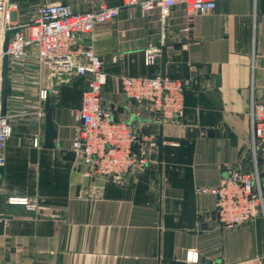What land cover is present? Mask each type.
Returning <instances> with one entry per match:
<instances>
[{
    "label": "crops",
    "instance_id": "1",
    "mask_svg": "<svg viewBox=\"0 0 264 264\" xmlns=\"http://www.w3.org/2000/svg\"><path fill=\"white\" fill-rule=\"evenodd\" d=\"M26 2L35 10L13 12L19 24L32 20L41 3L63 2L77 11L121 4L13 0L15 8ZM79 46L101 57L108 74L103 104L131 123L135 149L149 162L125 177L90 174L69 157L87 78L47 69L41 75L35 46L8 59L12 133L0 181V214L8 216L0 231V264H264V216L224 227L216 197L198 191L218 186L232 172H249L255 163L263 170L264 146L254 153L249 108L253 98L264 102V0H224L192 16L183 4L164 15L158 8L145 14L123 7ZM148 48L160 49L155 64L145 63ZM159 74L192 80L179 123L162 122L149 104L129 101L122 91V75ZM40 87L49 92L43 116L37 113ZM47 103L57 130L52 148L43 146ZM10 197L37 200L38 207L10 204ZM190 248L199 252L196 263L186 259Z\"/></svg>",
    "mask_w": 264,
    "mask_h": 264
},
{
    "label": "built area",
    "instance_id": "2",
    "mask_svg": "<svg viewBox=\"0 0 264 264\" xmlns=\"http://www.w3.org/2000/svg\"><path fill=\"white\" fill-rule=\"evenodd\" d=\"M224 0H121L120 5L101 2L92 10L77 11L67 3H41L34 18L19 24L13 20L15 4L0 0V73L5 32L10 33L6 54L8 59H20L29 46L38 51L39 73L47 69L51 75H71L87 78L78 110V132L72 143L76 159L85 164L95 176L125 177L144 168L149 160L135 149L138 136L127 120L117 119L102 101V89L108 74L101 57L91 47L79 46L83 36L90 35L97 23L116 18L121 8L139 7L143 13L160 9L166 14L172 7L183 4L189 14H206ZM164 37V35H163ZM159 48L145 50V63L155 64ZM122 91L127 100L149 104L162 122L179 123L185 110V92L191 78L173 79L165 75L120 77ZM48 88L40 87V106L37 113L44 115L42 102L48 98ZM249 115L251 137L256 146H264V102L251 100ZM12 133L9 116L1 114L0 105V167L6 162V142ZM38 145V138H35ZM264 167L255 163L249 172L230 173L218 186L198 189L200 193L216 197L218 221L224 227H234L264 216ZM10 204H22L30 210L38 207L37 200L8 198ZM189 262L199 261V252L190 248L186 252Z\"/></svg>",
    "mask_w": 264,
    "mask_h": 264
},
{
    "label": "water",
    "instance_id": "3",
    "mask_svg": "<svg viewBox=\"0 0 264 264\" xmlns=\"http://www.w3.org/2000/svg\"><path fill=\"white\" fill-rule=\"evenodd\" d=\"M11 3L13 0H9ZM13 32V29H9L5 32L4 40L2 43V50H3V56H2V62H1V73H0V105H1V114H6V107H7V90H8V56L6 54V47L8 44V39L10 33ZM167 61V53L166 48H163L162 52V63L163 66H165V63ZM57 136V130L54 127V123L52 120V106L50 103L46 104V128H45V138H44V147L52 148L55 146L54 140ZM163 138L162 134H160L157 138V145L159 147V160L162 161L163 159ZM30 154H32V157L35 158L37 155V148H34L32 151H30ZM69 157H75V152L73 151ZM3 175V167H0V181ZM7 215L0 214V231L2 224L4 223V220L7 219Z\"/></svg>",
    "mask_w": 264,
    "mask_h": 264
},
{
    "label": "rangeland",
    "instance_id": "4",
    "mask_svg": "<svg viewBox=\"0 0 264 264\" xmlns=\"http://www.w3.org/2000/svg\"><path fill=\"white\" fill-rule=\"evenodd\" d=\"M32 2V1H30ZM30 2H26L25 5H22V7H17L15 8V13H19L20 15H27L29 14L30 12H33L35 10V8H33V5L32 3ZM16 15V14H15ZM13 20H15V16L13 17ZM263 182H264V179H263Z\"/></svg>",
    "mask_w": 264,
    "mask_h": 264
}]
</instances>
